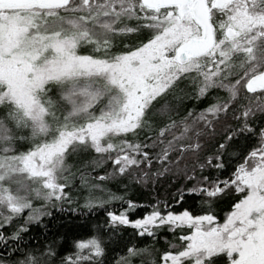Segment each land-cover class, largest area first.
I'll use <instances>...</instances> for the list:
<instances>
[{
  "label": "snow or ice",
  "instance_id": "snow-or-ice-1",
  "mask_svg": "<svg viewBox=\"0 0 264 264\" xmlns=\"http://www.w3.org/2000/svg\"><path fill=\"white\" fill-rule=\"evenodd\" d=\"M0 264H264V0H0Z\"/></svg>",
  "mask_w": 264,
  "mask_h": 264
},
{
  "label": "trees",
  "instance_id": "trees-1",
  "mask_svg": "<svg viewBox=\"0 0 264 264\" xmlns=\"http://www.w3.org/2000/svg\"><path fill=\"white\" fill-rule=\"evenodd\" d=\"M220 216H221V222H222L223 212H221ZM59 218L60 219H65V217H59ZM49 227H51V224L49 225Z\"/></svg>",
  "mask_w": 264,
  "mask_h": 264
}]
</instances>
